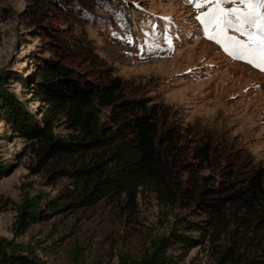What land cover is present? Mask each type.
I'll use <instances>...</instances> for the list:
<instances>
[{"label":"rangeland","instance_id":"obj_1","mask_svg":"<svg viewBox=\"0 0 264 264\" xmlns=\"http://www.w3.org/2000/svg\"><path fill=\"white\" fill-rule=\"evenodd\" d=\"M197 2L52 0L47 24L74 54L67 64L79 77L105 83L119 78L124 97L158 106L162 128L187 129L189 138L210 142L212 162L203 171L205 177L218 181L230 168L238 178L249 169L264 171V71L206 38L197 17L207 15L214 3L196 8ZM30 3L0 0V76L5 73L3 87L20 103V117L43 128L47 106L32 92L38 81L36 62L49 53L42 50L40 34L19 18ZM223 7L247 11L239 3ZM259 11L264 14V9ZM226 34L247 42L232 29ZM64 121L63 116L55 118V139L68 140L72 134ZM43 146L13 135L0 121V161L9 171L0 175V238L31 244L44 264H116L121 254L136 258L157 238L167 237L175 219L199 220L185 209L162 205L146 190L137 196L133 210L124 197L105 198L91 208L17 231L23 204L43 207L72 184L58 174L73 161L44 165L36 154ZM214 255L208 244L200 245L182 264H212Z\"/></svg>","mask_w":264,"mask_h":264},{"label":"trees","instance_id":"obj_2","mask_svg":"<svg viewBox=\"0 0 264 264\" xmlns=\"http://www.w3.org/2000/svg\"><path fill=\"white\" fill-rule=\"evenodd\" d=\"M51 10L52 0H31L19 13L49 53L36 62L32 92L47 106L43 128L20 117V103L3 87L5 73L0 76V121L13 135L44 144L36 152L42 164L72 160L73 166L58 174L72 184L43 207L23 204L15 229L26 232L30 225L91 208L105 198L124 197L133 210L137 196L150 190L162 205L185 209L199 220L175 219L167 237L157 238L136 258L121 254L116 264H182L192 249L206 244L215 254L212 264H264V171L249 169L238 178L230 168L218 181L205 177L212 162L210 142L189 138L187 129L162 128L158 106L124 97L119 78L105 83L79 77L67 64L74 54L47 24ZM57 116L72 131L68 140L53 137ZM8 172L0 161V175ZM0 264L44 263L31 244L0 238Z\"/></svg>","mask_w":264,"mask_h":264},{"label":"snow or ice","instance_id":"obj_3","mask_svg":"<svg viewBox=\"0 0 264 264\" xmlns=\"http://www.w3.org/2000/svg\"><path fill=\"white\" fill-rule=\"evenodd\" d=\"M207 2L214 3V7L207 15L197 17L204 25L206 38L221 45L233 58L244 60L264 71V14L259 11L264 9V0H199L194 6L202 8ZM229 3L243 4L247 11L239 8L226 10L223 5ZM210 27L216 29L214 34ZM229 29L246 36L247 42L227 36Z\"/></svg>","mask_w":264,"mask_h":264}]
</instances>
